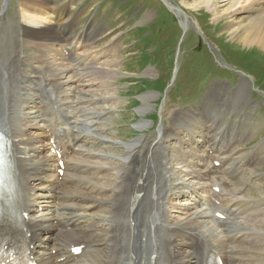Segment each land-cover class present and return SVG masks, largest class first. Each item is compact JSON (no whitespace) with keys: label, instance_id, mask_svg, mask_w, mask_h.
<instances>
[{"label":"bare ground","instance_id":"6f19581e","mask_svg":"<svg viewBox=\"0 0 264 264\" xmlns=\"http://www.w3.org/2000/svg\"><path fill=\"white\" fill-rule=\"evenodd\" d=\"M53 1L20 0L22 26L29 35L58 41L74 32L65 16L51 7ZM72 4L59 9L66 11ZM186 5L192 8L206 6L219 18L232 17L229 20L231 33L247 45L264 51V0H192ZM2 11L0 16L4 15ZM238 14L245 17L235 21L234 16ZM187 23L191 22L188 20ZM90 35L91 30H86L78 40ZM17 58L3 63V72H0V82L8 88L0 93V134L7 139L11 154L5 159L2 172H7V196L10 190L20 191V202H16L26 207L25 211H30L28 219L21 222L31 228L40 264H58L59 258L69 256L72 246L82 243L86 247L80 257L71 259L74 261L71 263L66 259L67 264H207L217 252L223 254L226 264H264V259H256L264 251V232L259 230L264 229V208L256 209V203L258 206L263 204L264 197L252 201L255 198L250 192L254 186L264 183V173L258 168L264 161V143L247 153L237 148L243 139L254 134V127L244 130L236 120L224 122L229 110L234 112L232 118L237 113L229 107L230 101L227 102L225 96L218 94L219 107L208 111H175L171 124L160 129L157 139L153 140V148L145 145V154L141 153L145 137L121 150L119 143L108 144L109 133L114 132L106 120L109 118V112L104 109L107 106H103L104 101H114V96L95 98L89 89L79 87L81 84L85 87L84 83L90 81L87 79L92 76L88 75L90 71L84 72L79 80L69 78L59 82L65 71L73 67L55 68L51 70L53 73L38 72L36 68L32 71L27 67L32 57L22 53ZM90 64L84 71L98 67ZM110 74L100 71L94 79H106ZM113 82L108 79L101 81V85L105 88ZM236 91L246 95V84L242 82ZM45 97L52 106L45 105ZM92 102L101 106H92ZM59 124L69 130L76 144L75 153L65 159L62 177L58 173L57 157L50 152L48 135ZM35 127L40 131L36 137V133L29 134ZM169 142L171 145L177 143L173 147H177L181 160L178 163L191 167L190 172L185 170L186 175L210 181L212 189L219 185L220 193L210 189V197L205 200L201 194L204 192L200 190L208 187L206 182L189 192L184 190L179 196L182 188L192 186L190 182L182 181L168 187L166 181L178 173L175 160H171L170 168L161 160ZM117 149L122 156L127 155L116 172L100 163L92 165L90 157L98 154L100 159H112ZM217 161L221 162L220 167L215 165ZM225 190L230 191L232 197L223 200L219 207L211 196L218 198ZM194 191L196 194L190 198L194 197V200L185 203L189 210L187 216L170 222L172 216L163 207L164 199L177 195L176 200H179ZM11 195L14 197V193ZM199 195L201 198L197 197ZM4 197L1 188L0 211L3 212H0V222H8L17 214L14 200L7 199L3 204ZM41 206L53 210L39 214ZM181 206V203H175L173 208ZM230 206L233 208L228 211ZM95 209V213L89 211ZM241 209L252 211L240 218ZM216 212H222L226 217L217 218Z\"/></svg>","mask_w":264,"mask_h":264},{"label":"rangeland","instance_id":"374dc122","mask_svg":"<svg viewBox=\"0 0 264 264\" xmlns=\"http://www.w3.org/2000/svg\"><path fill=\"white\" fill-rule=\"evenodd\" d=\"M69 3L73 4L68 10H60ZM186 3H192V0H54L50 3L51 7L64 15L66 23L74 27L71 35L57 41L35 38L27 33L22 26L20 0H0V11L4 12L0 16V72H3V63L9 62V59L16 60L22 53L32 57L27 65L29 69L33 68L32 71L36 68L53 73L51 70L55 68L73 67L65 71L59 82L69 78L79 80L84 72L90 71L88 75L92 78H87L90 81L84 83L85 87L81 84L80 89H89L95 98L114 96V101L103 102V106H107L104 109L109 112L106 120L114 132L109 133L110 138L105 136L110 140L108 144L119 143V149L123 150L138 138L145 137L141 148L144 154L145 145L153 148V140L157 139L160 129L164 130L171 124L175 111L193 110L198 113L202 108L209 110L219 105L217 96L222 94L227 102L230 101L229 107L237 112L233 119L240 123L237 125L244 130L254 127V134L237 146L244 149L242 153H247L264 143V51L247 45L231 33L229 20L232 17L219 18L206 6L192 8ZM234 17L237 21L245 15ZM188 20L191 23L188 24ZM86 30H91L90 37L77 40ZM59 44L74 45L72 57L76 60L66 61L58 50ZM44 46L47 49H43ZM89 63L98 67L84 71ZM100 71L111 74L106 79H94ZM108 79L114 81L113 85L103 88L101 81ZM242 82L248 89L246 95L236 91ZM7 90L0 82V93ZM47 103L45 99V105ZM99 104L92 102V106L99 107ZM228 112L224 120L227 123L231 122L234 113ZM112 113L114 119L110 116ZM38 131L35 127L29 134L36 133L37 136ZM174 144L167 143L171 146L161 156L169 168L172 166L170 159L177 158ZM119 149L114 151L115 159H100L101 155L97 154L90 157V161L92 165L100 163L116 172L127 155L122 156ZM76 156H79L78 153ZM179 161L174 163L178 173L166 181L168 187H174L183 180L205 182L204 179L186 175L191 167L186 168L187 165L177 163ZM258 168L264 173V161ZM250 192L255 198L252 201L263 198L264 183L254 186ZM226 197L231 198L232 195ZM181 202L184 204L185 200ZM164 203L166 211L176 218L172 217L170 222L187 216L185 207L172 208L175 201L167 198ZM258 207L263 209L264 203ZM89 211L95 213V210ZM251 211L241 209L240 218ZM259 230L264 232V229ZM164 234L168 238L166 232ZM262 253L256 259H264V251Z\"/></svg>","mask_w":264,"mask_h":264}]
</instances>
